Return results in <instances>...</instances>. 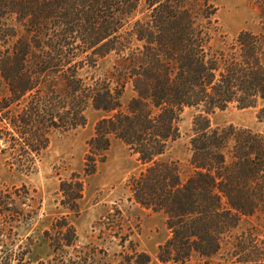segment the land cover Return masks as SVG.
Masks as SVG:
<instances>
[{
	"label": "trees",
	"instance_id": "1",
	"mask_svg": "<svg viewBox=\"0 0 264 264\" xmlns=\"http://www.w3.org/2000/svg\"><path fill=\"white\" fill-rule=\"evenodd\" d=\"M252 1L259 29L229 41L215 0H0V156L10 169L34 173L54 135L100 113L83 174L59 184L61 207L79 214L83 178L120 141L142 166L128 179L130 200L165 217L161 264H264L259 232L236 233L244 219L264 222V134L209 120L233 104L264 102V0ZM107 57L113 65L97 73ZM187 110L197 114L186 170L162 157L182 137ZM27 201L34 199L25 185L0 190V236L36 215L40 206ZM44 238L50 261L25 259L28 239L25 249L0 252V264H91L67 215ZM130 248L125 264H151Z\"/></svg>",
	"mask_w": 264,
	"mask_h": 264
},
{
	"label": "rangeland",
	"instance_id": "2",
	"mask_svg": "<svg viewBox=\"0 0 264 264\" xmlns=\"http://www.w3.org/2000/svg\"><path fill=\"white\" fill-rule=\"evenodd\" d=\"M215 5L221 31L229 41L242 30L259 29V11L252 0H215ZM113 63V57L101 60L96 72H106ZM2 89L3 85H0V91ZM131 96L132 92L127 90L124 101ZM195 114L194 110L185 112L181 123L182 137L162 157L165 161H179L186 170ZM101 115L89 111L84 127L67 134L54 135L34 173L24 174L10 169L0 156V190L25 185L34 199L27 203L34 208L40 206L31 221L12 233L6 231L4 236H0V252H17L19 247L25 249L27 240L32 239L25 259L32 262L50 261L52 250L44 238V231L50 228L55 218L67 215L76 229L77 244L90 255L91 264H125L124 257L132 255L130 247L148 254L151 264H161L156 253L158 246L168 238L165 217L145 210L130 200L128 179L142 166L120 141L114 140L96 172L83 178L84 193L79 214L74 215L59 204L61 180L68 179L73 173L83 174L84 158L88 153L87 143L94 135L95 122ZM209 120L213 127L233 125L264 134V102L248 108H239L233 104L224 110H216L209 116ZM23 209L28 211L30 208L23 206ZM250 227H254L264 238V222L256 218L244 219L236 233ZM123 236L127 239L125 248L120 246L119 238ZM68 252L72 254V251Z\"/></svg>",
	"mask_w": 264,
	"mask_h": 264
}]
</instances>
